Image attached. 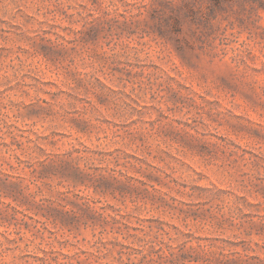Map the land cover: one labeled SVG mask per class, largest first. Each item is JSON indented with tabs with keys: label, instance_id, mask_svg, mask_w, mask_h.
Wrapping results in <instances>:
<instances>
[{
	"label": "rangeland",
	"instance_id": "obj_1",
	"mask_svg": "<svg viewBox=\"0 0 264 264\" xmlns=\"http://www.w3.org/2000/svg\"><path fill=\"white\" fill-rule=\"evenodd\" d=\"M0 264H264V0H0Z\"/></svg>",
	"mask_w": 264,
	"mask_h": 264
}]
</instances>
